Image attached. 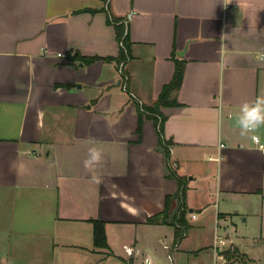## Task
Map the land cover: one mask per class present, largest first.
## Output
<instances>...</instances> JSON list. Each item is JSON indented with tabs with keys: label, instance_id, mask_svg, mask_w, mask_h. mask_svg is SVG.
<instances>
[{
	"label": "crops",
	"instance_id": "1",
	"mask_svg": "<svg viewBox=\"0 0 264 264\" xmlns=\"http://www.w3.org/2000/svg\"><path fill=\"white\" fill-rule=\"evenodd\" d=\"M174 58L182 84L157 106ZM258 95L264 0H0V264H246L241 243L264 244V126L253 141L235 117ZM177 176L175 243L179 222L149 218Z\"/></svg>",
	"mask_w": 264,
	"mask_h": 264
},
{
	"label": "trees",
	"instance_id": "2",
	"mask_svg": "<svg viewBox=\"0 0 264 264\" xmlns=\"http://www.w3.org/2000/svg\"><path fill=\"white\" fill-rule=\"evenodd\" d=\"M86 10L92 11V12L96 11L94 9H86ZM86 10H83V11H86ZM116 28L118 29V40H121L123 38L125 45H127V47H130L129 34H126L124 36V32H125L124 24L123 23L118 24L116 26ZM173 57H174V55H173ZM72 59H79V60H83L84 62L88 63V62H93V61L100 60V59L113 60L114 57L108 56V57L103 58L100 56H95V57H91V58H85L83 56L79 57V55H77V56L75 55V56H72ZM115 59L118 60V64H120L121 61L126 59V54L123 52L122 49L120 50L118 57ZM174 60H175V65H176L174 77H173L172 81L170 83H168L167 85H165V87L163 88V91L160 95L157 106L171 104V103H169L168 100H166L167 95L172 90L178 89L182 84L183 77H184L185 62L182 60H179L177 58H174ZM153 113H158L157 109L156 110L153 109ZM141 119H142V113L140 112V121H141ZM169 143L170 142H166V144H169ZM166 153H167V157H168V155H169L168 148L166 150ZM176 178L179 181L178 195H179V200H180V208H179L177 214L175 215L174 220L172 222L168 221L169 216H170V212L174 206L173 196L172 197L170 196L167 207L165 209V212H163V214H159L157 216L149 218V222H151V223H156L161 219L163 222L169 223L172 225H176V223L179 222L180 226L176 225V229H175V243L177 241H179L180 239H182L186 235V233L188 232V230L190 228V226L184 221L186 210L183 209V204L181 203V199L183 201L185 199L186 189L180 188L182 186V182H181L182 178H180L178 176ZM93 223H94V234H93L94 235V245L96 247H101V248L108 247L104 222H102L100 220H94ZM224 256H225V259L227 261L228 260L230 261V258H227L226 252L224 253Z\"/></svg>",
	"mask_w": 264,
	"mask_h": 264
},
{
	"label": "clouds",
	"instance_id": "3",
	"mask_svg": "<svg viewBox=\"0 0 264 264\" xmlns=\"http://www.w3.org/2000/svg\"><path fill=\"white\" fill-rule=\"evenodd\" d=\"M235 126L239 129L240 136L257 140L255 133L264 126V95H258L255 100L245 101L239 105ZM101 155L100 150L93 145L88 149L85 165L98 162Z\"/></svg>",
	"mask_w": 264,
	"mask_h": 264
},
{
	"label": "rangeland",
	"instance_id": "4",
	"mask_svg": "<svg viewBox=\"0 0 264 264\" xmlns=\"http://www.w3.org/2000/svg\"><path fill=\"white\" fill-rule=\"evenodd\" d=\"M241 245H243V250L248 253L250 258H247L248 260L245 262L246 264H264V244H260L257 241H248L244 244L241 243ZM219 248L222 249L223 247L219 245ZM213 251L215 252V250ZM194 264H213V258L209 253V255H206L203 259L201 257L196 259Z\"/></svg>",
	"mask_w": 264,
	"mask_h": 264
},
{
	"label": "water",
	"instance_id": "5",
	"mask_svg": "<svg viewBox=\"0 0 264 264\" xmlns=\"http://www.w3.org/2000/svg\"><path fill=\"white\" fill-rule=\"evenodd\" d=\"M186 50H187V46H186V48L183 51L179 52V54L182 56L185 53ZM173 199H174V206H173V208H172V210L170 212V216H169V219H168L169 222H172L174 220V217H175V215L177 214V212H178V210L180 208V200H179V195H178V189L174 192ZM224 264H236V263L226 262Z\"/></svg>",
	"mask_w": 264,
	"mask_h": 264
},
{
	"label": "built area",
	"instance_id": "6",
	"mask_svg": "<svg viewBox=\"0 0 264 264\" xmlns=\"http://www.w3.org/2000/svg\"><path fill=\"white\" fill-rule=\"evenodd\" d=\"M120 46L124 51H126L124 42H121ZM125 65H126V60L121 61L120 64L118 65V67H119L118 71H119V74L121 75V77L124 78V80H127L128 76L124 70ZM257 140H258V137H257ZM195 217H196V215L193 214V218H195Z\"/></svg>",
	"mask_w": 264,
	"mask_h": 264
}]
</instances>
